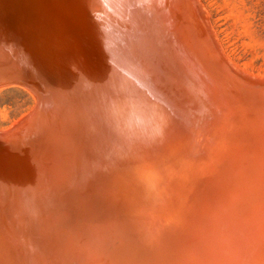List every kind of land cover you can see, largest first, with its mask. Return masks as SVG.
<instances>
[{
	"label": "water",
	"instance_id": "95a60500",
	"mask_svg": "<svg viewBox=\"0 0 264 264\" xmlns=\"http://www.w3.org/2000/svg\"><path fill=\"white\" fill-rule=\"evenodd\" d=\"M0 264H260L264 78L200 0H0Z\"/></svg>",
	"mask_w": 264,
	"mask_h": 264
},
{
	"label": "rangeland",
	"instance_id": "374dc122",
	"mask_svg": "<svg viewBox=\"0 0 264 264\" xmlns=\"http://www.w3.org/2000/svg\"><path fill=\"white\" fill-rule=\"evenodd\" d=\"M200 1L225 56L243 72L264 78V0ZM35 106L34 95L21 86L0 90V131L8 130Z\"/></svg>",
	"mask_w": 264,
	"mask_h": 264
},
{
	"label": "bare ground",
	"instance_id": "6f19581e",
	"mask_svg": "<svg viewBox=\"0 0 264 264\" xmlns=\"http://www.w3.org/2000/svg\"><path fill=\"white\" fill-rule=\"evenodd\" d=\"M201 2V1H200ZM203 5V4H202ZM207 11V10H206ZM11 86H18V85H9V86H6V87H2L0 88V90L4 89V88H7V87H11Z\"/></svg>",
	"mask_w": 264,
	"mask_h": 264
}]
</instances>
